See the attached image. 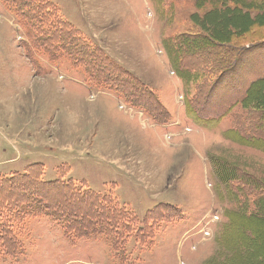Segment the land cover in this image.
<instances>
[{
  "label": "rangeland",
  "instance_id": "obj_1",
  "mask_svg": "<svg viewBox=\"0 0 264 264\" xmlns=\"http://www.w3.org/2000/svg\"><path fill=\"white\" fill-rule=\"evenodd\" d=\"M50 1L63 18L152 89L170 118L155 123L118 93L86 81L67 60L51 62L36 52L0 0V162L7 160L0 163V176L42 162L43 178L52 180L56 167L64 164L61 171L70 167L65 179L85 180L96 192L113 193L139 220L156 204L177 206L183 215L164 211L170 218L158 222L151 243L145 234L139 235L141 240L131 236L118 254L104 242L71 243L47 218H31L20 234L23 254L17 259L0 255V264H204L217 248L215 236L226 220L225 209L233 207L210 156L264 180V150L225 138L228 119L207 129L187 117L185 89L169 64L163 40L198 33L220 43L223 35L211 32L228 26L244 34L241 41L262 46L264 23L259 18L264 12L243 9L240 13L257 24L245 26L248 21L241 19L242 25L233 27L230 21L240 22L230 16L221 20L220 14L206 17L205 9L185 1ZM245 53L248 69H264V47ZM254 94L264 109V87ZM262 256L263 250L257 252L256 257Z\"/></svg>",
  "mask_w": 264,
  "mask_h": 264
},
{
  "label": "trees",
  "instance_id": "obj_2",
  "mask_svg": "<svg viewBox=\"0 0 264 264\" xmlns=\"http://www.w3.org/2000/svg\"><path fill=\"white\" fill-rule=\"evenodd\" d=\"M173 1L205 9L206 17L220 14V19L226 20L230 16L232 21L240 22L235 25L230 21L233 27L242 25L241 19L248 21L245 26L257 24L240 13L243 9L264 12V0ZM2 2L25 29L36 52L51 62L67 60L92 85L118 93L129 107L145 110L155 123H167L170 115L156 93L63 18L52 1ZM262 14L259 19L264 23ZM227 27L211 32L223 35L220 43L204 34H175L163 40V48L184 86L187 117L207 129L228 119V128L222 133L225 138L264 150V109L254 94L255 89L264 87V69H248L249 62L243 60L248 50L262 49L264 40L259 42H263L262 46L245 43L241 41L244 34ZM210 161L233 207L225 209L226 220L215 236L217 248L204 264H263L264 256L256 255L264 251V180L254 179L218 157L210 156ZM62 166L65 167H56L52 180L43 178L42 162H32L21 172L0 176V255L5 259H17L23 254L20 234L31 218H47L71 243L79 239L104 242L116 254L125 251L131 236L141 240L139 235L145 234L151 243L158 222L170 218L163 215L164 211L174 210L182 218L177 206L156 204L139 220L113 193L96 192L85 180L65 179L70 167L61 171Z\"/></svg>",
  "mask_w": 264,
  "mask_h": 264
},
{
  "label": "crops",
  "instance_id": "obj_3",
  "mask_svg": "<svg viewBox=\"0 0 264 264\" xmlns=\"http://www.w3.org/2000/svg\"><path fill=\"white\" fill-rule=\"evenodd\" d=\"M18 159L20 158V157H17ZM17 158H12V159H17ZM12 159H9L10 161L12 160ZM7 160H3V161H1L0 163H2V164H4V162H6ZM1 174V173H0Z\"/></svg>",
  "mask_w": 264,
  "mask_h": 264
},
{
  "label": "built area",
  "instance_id": "obj_4",
  "mask_svg": "<svg viewBox=\"0 0 264 264\" xmlns=\"http://www.w3.org/2000/svg\"><path fill=\"white\" fill-rule=\"evenodd\" d=\"M172 73H173V72H172ZM180 94H181V93H180ZM181 96H182V95H181ZM182 98H183V97H182ZM181 102H182V101H181ZM204 231H206V233L209 234L207 230H204Z\"/></svg>",
  "mask_w": 264,
  "mask_h": 264
}]
</instances>
